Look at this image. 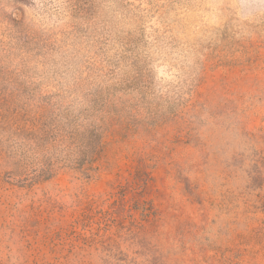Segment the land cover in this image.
<instances>
[{"label":"rangeland","instance_id":"1","mask_svg":"<svg viewBox=\"0 0 264 264\" xmlns=\"http://www.w3.org/2000/svg\"><path fill=\"white\" fill-rule=\"evenodd\" d=\"M0 264H264V0H0Z\"/></svg>","mask_w":264,"mask_h":264}]
</instances>
